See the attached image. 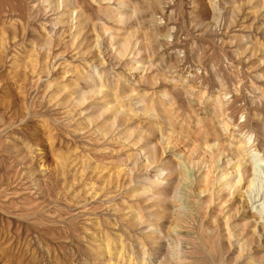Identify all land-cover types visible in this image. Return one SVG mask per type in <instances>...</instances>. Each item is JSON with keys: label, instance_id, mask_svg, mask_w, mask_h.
<instances>
[{"label": "rangeland", "instance_id": "rangeland-1", "mask_svg": "<svg viewBox=\"0 0 264 264\" xmlns=\"http://www.w3.org/2000/svg\"><path fill=\"white\" fill-rule=\"evenodd\" d=\"M173 239L264 264V0H0V264Z\"/></svg>", "mask_w": 264, "mask_h": 264}, {"label": "bare ground", "instance_id": "bare-ground-1", "mask_svg": "<svg viewBox=\"0 0 264 264\" xmlns=\"http://www.w3.org/2000/svg\"><path fill=\"white\" fill-rule=\"evenodd\" d=\"M63 2H64V1H63ZM131 44H132V43H131ZM120 45H121V48H120V49L123 51V50L126 49V47H127V41L125 40V42L122 43V44H120ZM134 49H136V48L134 47ZM135 51H136V50H135ZM119 52H120V51H119ZM134 68H138V63H137V65H136ZM118 107H119V106H118ZM116 110H117V109H116ZM118 110H119V108H118ZM236 165H237V168L240 169V170H239L240 173H239V176H238L239 178H238V180L236 181V183L241 182V181L245 182V180H250V179H249V176H250V174H251V173H250L251 170H250V168L247 167V164L241 163V162L239 161ZM248 165H249V164H248ZM239 167H240V168H239ZM172 230L175 231V229H173V228H172ZM174 231H172V232H174ZM169 233H170V232H169ZM169 233H168V234H169ZM174 233H175V232H174ZM171 235H172V234H171ZM173 236H174V235H173ZM106 237H107V236H106ZM162 237H163V236H162ZM168 237H169V236H168ZM170 237H171V236H170ZM171 238H172V237H171ZM171 238H167V239H171ZM174 238H175V237H174ZM108 240H109V239H108ZM108 240H106L107 242H106V241H104V242H106V244H107V243H109ZM173 240L175 241V244H174V242H173V245L171 246V248L169 247V248L171 249V252H170V251H169V252L167 251L169 254L167 253L168 256H167V255H166V256H167L168 260H167V259H166V260H167V262H173L174 264H176V263L178 262V260H179V257L175 256L176 253H177V252H176V251H177L176 249L178 248V243H177L178 241H177L176 239H173ZM98 245H101V246L103 245V242L101 241V239H100V240L98 239ZM107 245H108V244H107ZM112 245H114V244H112ZM103 246H104V245H103ZM103 246H102V247H103ZM121 246H122V245H121ZM121 246H120V248H122ZM123 247H124V246H123ZM125 248H126V247H125ZM145 248H146V247H145ZM167 248H168V247H167ZM101 249H102V248H101ZM105 249H106V248H105ZM123 249H124V248H123ZM170 249H169V250H170ZM103 250H104V249H103ZM120 250H121V249H120ZM124 250H126V249H124ZM124 250H123V251H124ZM166 250H168V249H166ZM172 250H173V251H172ZM106 251H107V250H106ZM126 251H127V250H126ZM108 252H109V251H108ZM108 252L106 253V254H108V255H106V256H110ZM112 252H113V251H112ZM119 252H120V251H119ZM124 252H125V251H124ZM144 252H145V251H144ZM173 253H174V255H173ZM130 254H131V253H130ZM130 254H129V255H130ZM116 255H117V254H116ZM120 255H121V254H120ZM120 255H118L117 257H118V258L121 257V258H120V261H121V264H122V263H123V258H122V256H120ZM123 256H124V255H123ZM132 256H133V255H132ZM93 257H94V256H93ZM157 257H158V255H157ZM161 257H162V256H161ZM102 258H103V257H102ZM111 258H112V257H111ZM133 258H134V257H133ZM142 258H143V257H142ZM90 259H91V258H90ZM128 260H129V257H128ZM99 261H100V260H99ZM99 261H98V262H99ZM115 261H116V260H115ZM125 261H126V260H125ZM118 262H119V261H118ZM118 262H114V263L111 262V263H110V262H108V258H106V259L103 258V260L100 261V264H118ZM139 263H140V262H139ZM141 263H143V262H141ZM148 263H149V262H148ZM183 263H184V262H183ZM92 264H93V263H92ZM136 264H137V263H136ZM156 264H165V263L163 262V258H162V260H161V258H160V260H159L158 262H156Z\"/></svg>", "mask_w": 264, "mask_h": 264}]
</instances>
